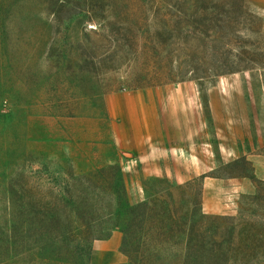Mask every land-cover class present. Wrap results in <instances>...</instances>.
Masks as SVG:
<instances>
[{
	"label": "rangeland",
	"instance_id": "rangeland-1",
	"mask_svg": "<svg viewBox=\"0 0 264 264\" xmlns=\"http://www.w3.org/2000/svg\"><path fill=\"white\" fill-rule=\"evenodd\" d=\"M14 1L0 4V234L20 186L51 203L99 169L124 179L131 205L184 185L192 208L206 178L244 185L217 214L204 212L202 191L203 212L264 224V16L245 0ZM155 88L181 98L174 114L199 150L120 154L106 98ZM163 168L195 176L181 184ZM122 241L120 229L93 241L90 263H126Z\"/></svg>",
	"mask_w": 264,
	"mask_h": 264
},
{
	"label": "trees",
	"instance_id": "trees-1",
	"mask_svg": "<svg viewBox=\"0 0 264 264\" xmlns=\"http://www.w3.org/2000/svg\"><path fill=\"white\" fill-rule=\"evenodd\" d=\"M14 2L0 0L6 9ZM106 174L99 169L87 175L76 194L66 185L51 203L20 186L9 227L0 234V264H91L88 246L118 229L123 264H264V224L254 226L242 213L236 219L205 214L203 187L192 208L183 198L184 185L131 205L124 179ZM71 224L80 227L67 228Z\"/></svg>",
	"mask_w": 264,
	"mask_h": 264
},
{
	"label": "crops",
	"instance_id": "crops-1",
	"mask_svg": "<svg viewBox=\"0 0 264 264\" xmlns=\"http://www.w3.org/2000/svg\"><path fill=\"white\" fill-rule=\"evenodd\" d=\"M245 2L250 9L264 16V0ZM168 94V89L155 88L106 98L108 121L120 154L132 155L140 162L154 161L174 156L178 152L189 154V146H199L198 133L189 130L188 118L174 114L183 112L181 98L178 100ZM218 104L215 99L213 108ZM199 149L200 146L197 147ZM258 161L264 164V160ZM160 173L175 178L181 184L195 176L192 174L184 178L167 168H163ZM260 177L264 181V176ZM244 191H247L244 185L206 178L203 181V210L208 214L223 212L233 198Z\"/></svg>",
	"mask_w": 264,
	"mask_h": 264
}]
</instances>
